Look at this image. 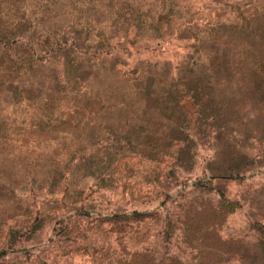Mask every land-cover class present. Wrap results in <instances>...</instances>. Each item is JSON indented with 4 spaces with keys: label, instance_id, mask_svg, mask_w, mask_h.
I'll use <instances>...</instances> for the list:
<instances>
[{
    "label": "rangeland",
    "instance_id": "374dc122",
    "mask_svg": "<svg viewBox=\"0 0 264 264\" xmlns=\"http://www.w3.org/2000/svg\"><path fill=\"white\" fill-rule=\"evenodd\" d=\"M208 34L235 62L189 85ZM2 36L4 264H264V0H0Z\"/></svg>",
    "mask_w": 264,
    "mask_h": 264
},
{
    "label": "trees",
    "instance_id": "16d2710c",
    "mask_svg": "<svg viewBox=\"0 0 264 264\" xmlns=\"http://www.w3.org/2000/svg\"><path fill=\"white\" fill-rule=\"evenodd\" d=\"M216 36L208 34L205 36V38H196L194 37V41L200 42L199 48L203 49V51H207L209 54V59L207 62V66L204 67L203 63L199 61V57L194 58L191 57L189 58V62L187 65V68L185 71L190 75L195 73L201 74V76H194L191 77L187 83L194 84V82L198 81L199 78L209 80L211 77H214V72L216 70H221L222 72H228L230 71V68L232 64H234V49L231 47L230 44L226 42L220 41V38H214ZM10 38H7L6 36L0 37V44H3L1 48L6 47L7 44H9ZM19 39L13 38L12 39V44L17 45ZM65 42L63 41V44ZM56 45V44H55ZM54 46V42H46L45 48H52ZM41 50H44L41 48ZM206 53V52H205ZM203 53V54H205ZM110 71L114 73L115 77L118 79L124 80L126 84L129 85V89L132 90H137L138 94H142L145 98H150V96L155 95V90L149 89L147 84L144 82V76L142 75V71L139 68L134 67L133 65L126 63V62H114L112 66H110ZM121 81V80H119ZM171 85V84H170ZM170 85L167 89L163 91V96H172L174 97L176 93V86L171 85L172 88H170ZM155 87V86H154ZM170 89V90H169ZM85 98V101L87 102V111L86 112H93L94 110L99 111L101 109V97L100 94H95L93 96L89 95L88 93H83L82 96ZM86 109V108H85ZM137 214V213H135ZM134 214V215H135ZM9 245H12L10 243ZM138 253H121L118 256V259L115 261L114 264H169L171 261L175 262V264H178L177 261H175V258H161V259H156L153 255H149V258L147 262L144 260H140L137 257ZM7 256L6 251H1L0 252V263L4 264L5 260H3ZM136 256V258H135ZM170 261V262H169ZM17 264H27L22 261H19ZM172 264V263H171Z\"/></svg>",
    "mask_w": 264,
    "mask_h": 264
}]
</instances>
